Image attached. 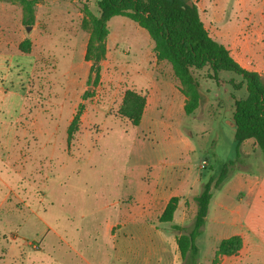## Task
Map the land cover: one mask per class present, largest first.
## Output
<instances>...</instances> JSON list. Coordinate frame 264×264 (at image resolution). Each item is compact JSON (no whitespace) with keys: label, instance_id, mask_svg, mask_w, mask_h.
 Returning a JSON list of instances; mask_svg holds the SVG:
<instances>
[{"label":"rangeland","instance_id":"obj_1","mask_svg":"<svg viewBox=\"0 0 264 264\" xmlns=\"http://www.w3.org/2000/svg\"><path fill=\"white\" fill-rule=\"evenodd\" d=\"M27 1L0 0V264H107L114 257L108 226L118 209L129 205L133 213L139 206L126 195L151 182L149 157L156 164L168 158L187 166L184 172L191 177L202 175V185L228 166L229 178L217 198L231 203L232 195L242 191V220L261 225L262 235L264 152L244 153L240 162L228 165L235 157L231 111L235 99L246 96L244 85L233 86L241 76L222 71L215 80L207 68L196 71L201 106L192 115L182 108L168 113L165 105L174 101L173 94L186 95L171 64L157 59L145 29L127 16L112 17L107 55L97 71L85 60L90 30L83 26L84 19L99 15L97 0H30L34 22L29 25L24 22ZM193 1L210 35L232 56L250 60L242 43L257 53L251 65L264 79V0ZM26 39L31 44L27 54L19 48ZM147 54L150 69L159 73L158 89L134 83L145 81ZM127 89L149 99L138 126L118 113ZM80 104L79 129L68 142ZM175 141H192L195 151L170 155L167 148ZM239 174L242 181L230 180ZM252 181L257 185L252 187ZM188 222L190 229L193 222ZM156 224H132L125 237L114 227L115 252L118 240L125 239L131 263L181 264L174 259L179 250L173 236L172 246L164 245L163 261L144 260L148 251L158 252V245L145 237ZM172 224L160 222L156 229L177 236ZM217 242L215 234L202 236L200 264H230L241 251L255 255L241 260L246 264H264V240L243 242L232 255H220Z\"/></svg>","mask_w":264,"mask_h":264},{"label":"trees","instance_id":"obj_2","mask_svg":"<svg viewBox=\"0 0 264 264\" xmlns=\"http://www.w3.org/2000/svg\"><path fill=\"white\" fill-rule=\"evenodd\" d=\"M99 15L91 21H83L89 27L90 35L86 46L85 60L92 62L97 69L106 58V39L109 35L108 22L114 16L124 15L145 29L154 42V51L160 61L171 64L176 78L186 95L184 112L192 115L204 99L195 72L209 69L212 78L217 80L218 73L231 72L242 77V82L234 84L239 90L245 86L246 96L234 101L233 122L235 126V157L229 160V167L242 159L241 145L254 138L257 146L264 152V79L255 72L243 68L231 55L223 43L212 37L206 28L199 8L193 0H97ZM24 22H34V7L28 0L24 6ZM30 41L21 42L20 50L29 53ZM98 77V73L96 75ZM147 104L146 95L135 89H127L123 95L118 113L127 118L133 126L141 123ZM78 111L68 127V142L79 129L83 111ZM229 178L228 166H223L218 176L210 177L202 185L200 194L194 197L197 210L193 227L186 228L172 224L177 232V245L181 257L188 264L199 263V247L196 243L206 222L210 202L215 191ZM179 197H172L159 217L161 222L172 223L177 210ZM243 245V239L234 235L223 239L218 246L220 255L237 253Z\"/></svg>","mask_w":264,"mask_h":264},{"label":"crops","instance_id":"obj_3","mask_svg":"<svg viewBox=\"0 0 264 264\" xmlns=\"http://www.w3.org/2000/svg\"><path fill=\"white\" fill-rule=\"evenodd\" d=\"M242 52H244V49L247 53L250 54V60H245L241 58V56H233L235 60L245 69L250 71L259 72L257 68L251 65V62L254 59H258V55L255 52L248 51L245 44L242 43ZM148 57V65H146L145 70L142 71L144 75L145 81H141L140 79L136 78L134 79V83L137 85L138 88L141 89H147L148 86L154 89H158V83L156 82V77L158 76V71H153L150 69V59L149 55ZM253 57V58H252ZM137 75H140V72H137ZM150 88V89H151ZM174 101H169L168 105H165V108L167 107L168 113H171L172 110L175 108L179 110L182 108L184 110L185 100L186 98L183 97L179 92L173 94ZM167 103V102H166ZM149 105V99L147 98V104L145 111L147 110V107ZM234 108L231 111V116L233 115ZM145 114V113H144ZM232 119V136L234 137L235 133V126ZM167 130L170 129V125L163 126ZM155 128H159V126L156 125ZM235 145V140L234 143ZM173 147V148H172ZM162 148V147H161ZM157 149V148H156ZM164 149V148H163ZM241 153L242 155L244 153H255L259 151V147L256 144V141L254 138L246 139L241 147ZM170 155L171 153H179L180 155L187 154L188 152H194L195 147L192 143V141H185V142H171L169 147L167 148V151ZM246 151V152H245ZM151 165V172L150 173V179L151 182H142L141 187L137 190H135L132 193L127 194V197H133L132 199L135 203H138V207L135 209V212L130 213L129 211V205L123 206L118 209L117 215L115 220H113L109 226H108V233L109 238L111 240V245L114 251V257L111 259L107 264H139L138 262L131 263L130 259L128 258V253H125V249L129 248V243L125 241V239L118 240V244H120V248L117 252H115V248L113 245L111 230L118 226V233L119 235L124 236V233H126V230L130 228L132 224L141 223L143 225H146V227H151V222H156L157 224L161 221L159 220L160 215L162 214L164 208L166 207L167 203L172 197H179V203L177 210L174 214V224H178L184 228H186L187 231H190L193 227V223L190 229H187V222H194V216L197 210V205L194 201V197L200 194L202 190V183H203V177L201 174H196L194 178L191 177V174L184 172L185 169L189 170V168L185 165H180L177 162H171L170 159L165 158L161 160L159 163H155L152 161V158L149 157L147 161ZM150 167L149 165L146 166V169ZM154 169V170H153ZM188 172V171H187ZM244 175H234L230 180H234L235 178H239V181H242ZM191 177V179H190ZM143 184V185H142ZM224 184V183H223ZM223 184L218 188L216 193L213 196L209 209L208 214L206 217V222L203 227V230L201 234L197 237L196 243L199 247V256L201 258V247L199 245L200 239L202 236H207L211 234H215L217 237V244L214 248H216L220 242L225 239L229 238L234 235H239L242 237L244 244L248 243H262L264 240V228L262 229L263 233L261 235V225L256 224H247L245 221L242 220V212L241 209L238 207L243 202L244 193L242 191H236L234 195V199H232L231 203L226 201L224 197L217 198V192H220L221 187ZM252 187L254 185H257L256 182L252 181ZM254 191L253 196H259L258 191ZM224 196V195H223ZM119 200V199H118ZM113 202V205L118 202ZM128 204V203H127ZM156 209V213L153 216V210ZM190 214V216H189ZM188 222V223H189ZM156 225L152 227V229L148 230V233L145 234V237L150 240H153L156 245H158V252L151 254L150 251H148L147 256L144 258V260L147 261H163L164 258V252H165V246H172V239L171 236L176 241L177 244V236L176 234L170 235L166 233L165 231H159L156 229ZM224 227V229H223ZM227 227V230L225 229ZM212 230H215L216 232H212ZM211 231V232H210ZM177 233V232H176ZM170 235V236H169ZM218 235V236H217ZM177 250L178 245H177ZM247 252L241 251L240 255L235 257L237 261L229 262L230 264H246L244 261L255 259V255H247ZM170 256L167 254L166 259L168 260ZM174 259L177 261L178 259H181V264H188L186 260H184L181 257L180 252L176 253L174 256ZM206 259H209L206 258ZM199 260V258H198ZM244 260V261H241ZM203 263V262H202ZM201 263V264H202ZM86 264H93L91 262H87ZM140 264H150L148 262H143ZM156 264H158L156 262ZM175 264H180V261Z\"/></svg>","mask_w":264,"mask_h":264}]
</instances>
